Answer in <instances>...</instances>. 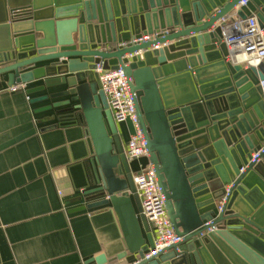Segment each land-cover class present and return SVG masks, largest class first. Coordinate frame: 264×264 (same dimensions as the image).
I'll list each match as a JSON object with an SVG mask.
<instances>
[{
  "label": "water",
  "instance_id": "obj_1",
  "mask_svg": "<svg viewBox=\"0 0 264 264\" xmlns=\"http://www.w3.org/2000/svg\"><path fill=\"white\" fill-rule=\"evenodd\" d=\"M239 1L0 0V89L39 81L24 90L34 114L51 113V126L84 124L86 185L65 203L84 202L69 212L109 206L119 223L123 252L89 264L129 262L153 246L97 65L129 78L148 161L182 237L140 264H264V153L247 163L264 141V61H227L220 22L235 12L264 30V0Z\"/></svg>",
  "mask_w": 264,
  "mask_h": 264
},
{
  "label": "crops",
  "instance_id": "obj_2",
  "mask_svg": "<svg viewBox=\"0 0 264 264\" xmlns=\"http://www.w3.org/2000/svg\"><path fill=\"white\" fill-rule=\"evenodd\" d=\"M8 88L0 89V264H89L99 254L122 253L109 206L69 212L84 202L65 203L86 185L83 166L92 148L84 124L51 126L56 120H43L51 113L34 114L24 92ZM116 127L125 148L131 124ZM146 162L130 160L131 172Z\"/></svg>",
  "mask_w": 264,
  "mask_h": 264
},
{
  "label": "built area",
  "instance_id": "obj_3",
  "mask_svg": "<svg viewBox=\"0 0 264 264\" xmlns=\"http://www.w3.org/2000/svg\"><path fill=\"white\" fill-rule=\"evenodd\" d=\"M247 1L240 0L236 8L245 5ZM220 22L224 23L222 26L223 41L226 42L229 50V55L226 57L227 61L241 63L245 67L257 66L264 61V30L258 25L255 16L241 19L233 12L231 17L221 19ZM149 37L145 34L138 39H134L133 42L148 40ZM96 71L99 74L101 88L107 97L115 123L129 122L131 124L129 137L124 148L127 160L142 157L147 159V162L140 166L139 171L132 173L140 198L142 213L153 232V246H149L142 256H136L126 263L140 264L143 260L157 258L167 248L181 243L182 237L178 236L172 227L165 207V196L158 184L155 171L148 161L146 141L138 125L129 78L121 68L103 71L102 67L97 65ZM261 84L264 86V81H261ZM8 89L24 92L26 84H16ZM25 99L26 101L29 99L26 94ZM263 153L264 141L257 150L251 152L247 163L258 162ZM246 166L247 164L241 166L240 171L242 172ZM230 186L225 187V193L217 202L216 216L222 211L223 205L228 200ZM210 223L211 221L206 222V224ZM216 227V225H212L208 230H214Z\"/></svg>",
  "mask_w": 264,
  "mask_h": 264
}]
</instances>
